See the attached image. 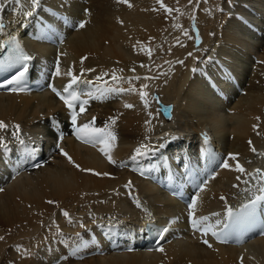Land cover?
<instances>
[{"label":"bare ground","instance_id":"1","mask_svg":"<svg viewBox=\"0 0 264 264\" xmlns=\"http://www.w3.org/2000/svg\"><path fill=\"white\" fill-rule=\"evenodd\" d=\"M162 2L179 11L166 12L156 0H42L32 17L24 16L30 0H20L0 11L5 22L0 40L13 32L11 28L19 30L27 22L25 31L30 22L35 23V37L28 41L23 37L22 43L40 71L35 78L38 87L32 91L0 90V121L9 126L0 136L7 145L15 142L11 126L19 125L20 134L44 129L50 139L39 152L40 162L32 167L0 158V236L4 237L0 264H241V257L242 264H264V235H250L239 245H222L188 233L185 206L135 173L149 172L153 166L158 170L152 175L164 180L166 174L155 163L164 161L184 191L194 182L191 201L197 198L194 218H198L215 209L224 212L225 200L229 205L242 192L238 189L243 182L236 179L241 174L233 170L237 162L248 172L254 167L264 170L260 155L264 150V0ZM46 7L53 9L48 13L55 28L48 34L55 37L56 45L39 36L43 24L37 16H43ZM59 14L66 16L65 23ZM57 62L60 75H54ZM69 70L90 81L91 85L81 83V89L96 95L98 88L138 90L106 92L102 99L88 97L85 111L77 116L78 126L93 122V117V127L110 124L109 131L115 134L110 147L108 141L93 146L69 134L73 127L69 111L46 85L60 90L59 85L71 79L66 75ZM141 85H147L143 91L148 107L138 94ZM158 102L170 104L169 117L158 111ZM125 103L134 107L125 108ZM58 132L62 139H57ZM166 132L177 135L166 134L164 146L146 155L155 158L134 168L130 155L135 149ZM202 132L213 137L215 149L206 160L219 159L210 170L198 158L194 161ZM101 147L116 163L109 162ZM229 154L237 155V160ZM183 157L191 164L190 172L180 171ZM225 159L229 168L221 166ZM163 214L173 219L176 228L170 225L154 247L141 245L142 220L166 222ZM101 225L106 226L105 233ZM205 239L212 247L203 243ZM25 251L31 254L25 256Z\"/></svg>","mask_w":264,"mask_h":264},{"label":"snow or ice","instance_id":"2","mask_svg":"<svg viewBox=\"0 0 264 264\" xmlns=\"http://www.w3.org/2000/svg\"><path fill=\"white\" fill-rule=\"evenodd\" d=\"M157 4L160 5L161 8H163L166 12H172V11H179V9H170L167 8L162 0H156ZM199 2V0H197ZM8 3H15L19 4L20 0H3V2H0V11H2L5 8V5ZM42 0H30V10L24 12L25 17H32L33 14L36 12V10L41 6ZM117 3H127V0H117ZM189 3H192V0H189ZM131 6L130 4L128 5ZM155 10V9H154ZM85 12H87V9H85ZM194 18V17H193ZM85 22L81 21L79 24V27H84ZM175 27H180V25H175ZM4 25L2 21H0V33L3 32ZM187 34V33H185ZM139 43V42H138ZM7 48V55L4 56L2 60H0V70H8V69H15L14 74L10 76V78L6 79L2 84H0V87H4L5 85L10 86L8 88L9 91L12 92H20L25 90V85L27 83L26 77L28 76V73L30 71L29 62L33 59V57L29 54H27L24 49L21 47L20 43L17 40L16 36H11L9 40L7 41H0V52H3ZM150 54V53H149ZM191 55V53H189ZM88 71H93L92 69H88ZM54 75H60L59 70V64L57 62V69ZM66 75L71 77L68 84H66L63 87V90H57L53 85L49 84L48 87L52 90L53 93H55L63 102L64 104L71 110L73 109L74 102L79 101V109L80 112L77 113L76 111L70 112V122L73 126V134L76 136L78 140H81L84 143L91 144L95 146L97 143H104L105 141L109 142V147L111 145V142L115 140V134L111 131H109L110 124H105L104 128H96L93 127V122L95 120V117H93V122L84 123L82 125H77V116L80 113H83L85 111V105L88 104V99L81 100V95H85L89 97L90 99H102L105 98L106 92H137L138 90L134 87H129L127 89L125 88H105L101 89L98 88L96 91L100 93V95H96L93 91H83L80 89L81 83L88 84L91 83L90 81H81L80 77L73 75L72 71L69 70ZM106 75L105 74H102ZM102 77H97V80H100ZM113 81L118 80L119 78L116 76L115 72L112 74ZM133 79H139V77H134ZM130 83V82H129ZM147 85H141V89L139 90L138 94L141 99V101L144 103L145 107H148L149 101L146 99L147 93L143 91L144 88H146ZM77 89H80L79 91ZM125 108H132L134 105L130 103L124 104ZM159 111V110H158ZM259 119V117H257ZM111 124H115V119L110 118ZM8 125L5 124L4 121H0V131H7ZM257 125H253V128L255 129ZM11 136L13 139L18 142L20 145H25V141L20 136V126L19 125H12L11 126ZM259 135V133H257ZM59 138H63V133L59 134ZM205 140H207V136L205 134ZM249 144L251 145V141H249ZM164 145L161 144L159 147H163ZM57 147L59 148L60 145L57 144ZM0 149H4L5 151H8V145L5 143L4 136H0ZM26 150H29L26 148ZM109 160L110 163H116L111 156L109 155V151L105 147H101L99 149ZM31 151H34V149H31ZM150 151H154V149H150L147 145L141 144L138 148L135 149V154L133 157H131L133 160H135L137 157L147 155ZM252 152H256L257 150L253 147L251 148ZM60 152L62 155H64L70 163H72L71 157L68 156V154L64 151L63 148H60ZM260 155H264V153H260ZM231 160H237V155L229 154ZM223 168H229L230 165L228 163V160L225 159L224 162L221 165ZM76 167H79L76 165ZM82 171H91V170H85L81 169ZM236 172L240 173L241 175H237L236 179L238 181H242L244 184H249V181L255 182V188L256 192L259 193V195H255L253 199L248 200L245 203H242L239 208L233 209L228 206L227 201L225 200L224 196H221V200H225V215H224V226L217 231L216 226L221 224L220 220H216L215 224L207 223L209 220L208 216H200L199 218H194V212H195V206L197 204V198L193 197L191 203L188 204V217L189 222L194 230L200 231L202 234L207 235L208 233H211V236L219 240L220 242H227L230 238L233 237L234 234H237L241 231V229H246L248 231L253 230L254 228L259 227L260 228V235H264V222H261L259 220L258 211L259 206L262 201H264V170L261 169H255L253 172H248L239 162L235 164V168L233 169ZM97 175H99L97 173ZM104 175H107L105 173ZM242 177L243 180H242ZM237 185H233V187H236ZM127 187V185H126ZM2 190V189H0ZM203 190V189H201ZM244 191H250L249 188L244 189ZM48 203H54L53 201H48ZM63 215L65 217L68 216L67 212H63ZM212 216H218V213H212ZM83 227V225H81ZM168 231V228L165 227L160 231V235L163 236V233H166ZM4 237L0 236V240H3ZM239 242V239H238ZM203 243L206 244L208 247H212V245L208 242L207 239L203 240ZM20 246H17V249H19ZM157 250L163 251L162 248H158ZM31 253L28 251L24 252L25 256L30 255ZM243 262V257H241V264Z\"/></svg>","mask_w":264,"mask_h":264},{"label":"water","instance_id":"3","mask_svg":"<svg viewBox=\"0 0 264 264\" xmlns=\"http://www.w3.org/2000/svg\"><path fill=\"white\" fill-rule=\"evenodd\" d=\"M159 103V102H158ZM159 108L164 116H169L170 114V104H164V103H159Z\"/></svg>","mask_w":264,"mask_h":264}]
</instances>
